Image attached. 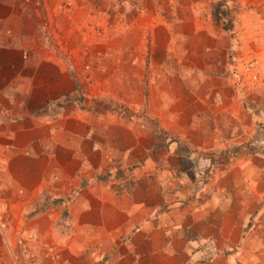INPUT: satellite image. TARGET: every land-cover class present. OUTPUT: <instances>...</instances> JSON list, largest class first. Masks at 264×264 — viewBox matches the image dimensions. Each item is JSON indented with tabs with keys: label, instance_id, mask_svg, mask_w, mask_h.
I'll return each mask as SVG.
<instances>
[{
	"label": "rangeland",
	"instance_id": "rangeland-1",
	"mask_svg": "<svg viewBox=\"0 0 264 264\" xmlns=\"http://www.w3.org/2000/svg\"><path fill=\"white\" fill-rule=\"evenodd\" d=\"M0 49L3 69L9 50L55 71L58 191L72 187L41 204L53 227L0 215V264L64 257L45 245L88 184L90 206L120 210L122 254L264 264V0H0Z\"/></svg>",
	"mask_w": 264,
	"mask_h": 264
},
{
	"label": "crops",
	"instance_id": "crops-1",
	"mask_svg": "<svg viewBox=\"0 0 264 264\" xmlns=\"http://www.w3.org/2000/svg\"><path fill=\"white\" fill-rule=\"evenodd\" d=\"M5 52L6 68L0 62V215L34 214L40 218L35 219L40 224L47 221L53 227L56 212L40 211L41 204L72 194V187L58 191L57 77L55 71L48 77L41 74L39 64L35 63L26 72L21 69L25 66L24 59L14 58L13 54L9 59L10 51ZM21 56L24 58V53ZM71 82L65 83L66 92L74 91ZM66 146L72 156L74 145ZM63 168L60 171L67 172ZM68 177L63 175L64 179ZM74 180L77 179L71 178L69 182ZM77 189L82 197L81 206L77 212L75 206L69 209L74 218L66 222L65 239L45 245L49 249L64 248L65 256L50 255V263L153 264L151 256L122 254L121 248L129 242L121 239L120 210L113 202L106 207L109 213L102 214L103 206H90V198H100V194H95L97 187L88 184ZM93 215L95 219H91ZM137 234L141 233L134 236Z\"/></svg>",
	"mask_w": 264,
	"mask_h": 264
},
{
	"label": "trees",
	"instance_id": "trees-1",
	"mask_svg": "<svg viewBox=\"0 0 264 264\" xmlns=\"http://www.w3.org/2000/svg\"><path fill=\"white\" fill-rule=\"evenodd\" d=\"M222 1H224V0H222Z\"/></svg>",
	"mask_w": 264,
	"mask_h": 264
}]
</instances>
